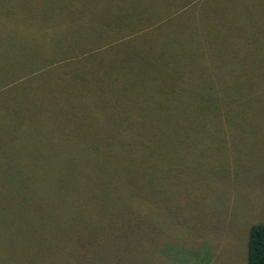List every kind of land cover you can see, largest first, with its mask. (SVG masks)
<instances>
[{
  "label": "rangeland",
  "instance_id": "rangeland-1",
  "mask_svg": "<svg viewBox=\"0 0 264 264\" xmlns=\"http://www.w3.org/2000/svg\"><path fill=\"white\" fill-rule=\"evenodd\" d=\"M6 203L0 264H247L264 0H0Z\"/></svg>",
  "mask_w": 264,
  "mask_h": 264
},
{
  "label": "trees",
  "instance_id": "trees-1",
  "mask_svg": "<svg viewBox=\"0 0 264 264\" xmlns=\"http://www.w3.org/2000/svg\"><path fill=\"white\" fill-rule=\"evenodd\" d=\"M219 106H222V105H220V104L215 105L216 111H210L211 113L217 115V120L222 119L221 116L223 115V111L221 112V109L219 110V108H220ZM225 110H226V108H225ZM128 200L131 203L138 205L140 207L141 211L143 210L142 199H138L136 201H132L130 199H128ZM6 201H7V203H11V204H13L14 207H16L15 202H13L11 200H6ZM129 206L132 209L134 208V206L130 203H129ZM9 207H12V206H8V204L7 205H1L0 209L1 210H9ZM109 207L114 208L116 211L118 210L117 207L112 203L109 205ZM12 221L10 220V221H8V223H12ZM8 223H7V225H5V227H7V226L11 227L10 224H8ZM247 264H264V222H254L250 226L248 243H247Z\"/></svg>",
  "mask_w": 264,
  "mask_h": 264
}]
</instances>
